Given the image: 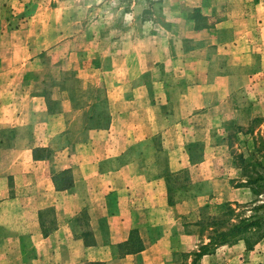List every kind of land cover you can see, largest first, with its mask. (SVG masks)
I'll return each mask as SVG.
<instances>
[{"label": "crops", "instance_id": "1", "mask_svg": "<svg viewBox=\"0 0 264 264\" xmlns=\"http://www.w3.org/2000/svg\"><path fill=\"white\" fill-rule=\"evenodd\" d=\"M251 1L186 0L191 3V8L186 9L199 8L207 17V24L195 29V22L180 20L181 24L191 23V27H182L179 36L192 40L195 48L187 52L181 67L164 60L167 66H174L181 79L163 82L157 101L144 102V85L135 82L140 72L135 68L137 64L105 69L104 72H112L105 73V84L98 83L104 89L111 121L105 128L84 125L86 119H97L98 115L95 111L89 114L71 95H64L61 110L67 126L63 131L49 132L50 106L42 82L22 79L24 74L20 76L21 68L16 64L9 69L0 66V74H6L0 82V130L17 132L13 143L0 139V264H85L87 258L91 259L92 251L99 248L116 250L115 254L110 251L108 258L98 259L105 264H166L172 260L166 254L172 256L178 248H187L191 236L184 232L182 220L193 210L187 209L188 202L169 204L167 177L155 137L160 133L170 134V126L165 123L171 120H202L209 115L219 118L220 111H234L232 95L237 87L233 82L236 77L222 72L246 70L251 77L255 54L251 48L256 40L260 41L258 52L264 54V3ZM241 47L244 60L237 56ZM135 50L138 57L140 51ZM121 69L124 73H120ZM255 73L262 74L264 69ZM97 100L89 102L95 104ZM85 134H101L105 138L98 143H77L72 138ZM180 142L183 147L179 149L185 152L170 161V170L195 168L197 184L207 183L214 194L221 192L224 188L219 185H228L229 179L221 178L215 167L220 145L207 147L205 157L192 164L185 142ZM45 148L52 155L66 152L53 161L56 164L53 173V162L42 150ZM133 150L137 153L124 161ZM65 170L69 171L72 184L62 185L65 180L59 177L57 185L55 177ZM231 198L234 197H228ZM158 201L166 207L168 221L153 218L163 215L161 209L155 208ZM26 202L33 208H27ZM54 208L63 209L62 223H58L60 212L55 211V226L47 215ZM82 212L87 215L89 227L80 229V233L75 221ZM13 215L18 226L11 224ZM157 226L163 228L159 235L154 232ZM136 230L143 249L117 252L124 244L133 245ZM176 232L180 237L178 242ZM28 240L32 243L33 257L28 255ZM162 248L171 249L163 258L159 252ZM164 258L167 259L163 261ZM210 258L213 257H203L202 264H207Z\"/></svg>", "mask_w": 264, "mask_h": 264}, {"label": "rangeland", "instance_id": "2", "mask_svg": "<svg viewBox=\"0 0 264 264\" xmlns=\"http://www.w3.org/2000/svg\"><path fill=\"white\" fill-rule=\"evenodd\" d=\"M255 1L259 0L251 3H256ZM189 5L191 3L186 0H0V66H7L9 69L16 64L21 68L20 76L22 72L24 74L22 79L42 82L41 88L44 89L50 106V118L47 119L49 132L63 131L67 126L61 110L64 95H71L81 108L86 107L89 114L95 111L98 115L97 119H86L84 125L87 123L89 128H105L111 121L104 89L98 84H105V73H112L104 72L105 69H110L113 65H119L120 68L123 64H137L138 67L135 68L140 72L136 74L135 82L137 85H144L145 103L158 100L163 82L173 83L181 79L173 69L174 66H167L164 61H173L177 67H181L187 52L195 48L192 40L179 36L181 28L191 27V23L179 22L186 19L195 22V29L207 24V17L200 9L189 11L186 9L191 8ZM258 44L260 41L256 40L251 48L257 55L252 56L254 63L251 77H248L249 72L246 70L222 72L236 77L233 80L237 86L232 95L233 112L220 111L219 118L209 115L202 120H171L165 123L170 126V134L160 133L155 137V146L160 153L158 157L163 162L162 170L167 177L169 204L188 202L187 209L193 210L182 220L184 232L191 236L187 248H178L172 256L165 255L171 249H159L162 258L165 255L172 259L166 264H202L205 256L213 257L207 264H264V238L252 249H247L245 242L239 240L215 246L214 250L201 256L198 262L196 259L201 246L210 241L211 231L201 233L197 222L201 223L209 215L218 216L221 210L217 205L227 202L233 203V206L239 204L242 215L249 217L256 214L253 208L264 200V193L258 194L261 190L258 186L260 183L246 184L233 191L239 181L248 178L253 180L259 176L261 170L255 167L256 160L264 162V73H255L264 69V54L258 52ZM136 48L140 51L138 57ZM153 50L156 52H152ZM241 53H244L243 47L239 49L237 56L244 60ZM158 58L159 61H156ZM120 73H124V69ZM5 78V73L0 74V82ZM96 99L95 104L89 102ZM28 133L30 135L31 130ZM72 138H76L77 143H98L105 137L101 134H85L77 137L73 135ZM0 139L5 143H13L17 140V132L13 129H1ZM182 140L192 164L205 157L207 147L214 143L220 145L215 167L221 178L229 179L228 185H219L224 188L221 192L214 194L207 183L197 184L195 168L189 166L181 170H170V161L185 152L179 149L183 147L180 142ZM171 145L177 148H171ZM42 150L52 162L66 155L64 151L52 155L48 148ZM134 152L136 150L127 153L124 161ZM55 165L54 162L51 165L52 173L56 170ZM67 172L64 177L70 178V173ZM228 197L234 198L230 200ZM26 206L31 208L32 205L26 202ZM155 208L161 209L160 213H163L153 217L156 221L169 220L166 207L161 206L160 201ZM55 209L47 212L53 226L57 225V211L60 212L58 223L63 222V209ZM16 223L17 217L13 215L11 224L14 227ZM75 227L80 233V229L89 227L85 213L79 215ZM162 230L157 226L154 232L159 235ZM174 236L178 242L179 233L176 232ZM133 241L135 244L132 247H137L141 241L138 230L134 233ZM31 245L28 240L29 257L34 255ZM128 248L131 247L120 246L117 252H127ZM110 251L116 253L115 248L93 250L89 256L91 259L87 258L85 264L102 262L98 259L108 258ZM165 259L167 258L162 260Z\"/></svg>", "mask_w": 264, "mask_h": 264}, {"label": "trees", "instance_id": "3", "mask_svg": "<svg viewBox=\"0 0 264 264\" xmlns=\"http://www.w3.org/2000/svg\"><path fill=\"white\" fill-rule=\"evenodd\" d=\"M243 159V157H241ZM255 167L258 168L260 174L257 178L251 180H241L236 185V187H242L246 184H255L260 183L259 189H261L258 194L264 193V162L256 160ZM68 170L62 171L57 174L55 177V182L58 185V178L65 180L62 185H69L72 182L68 179L69 177H64ZM68 180V181H67ZM62 182V181H61ZM221 210L218 216H208L206 219L197 222V225L200 226L201 233L209 232V242L201 246L199 254H196L197 262L206 253L214 250L215 246L235 243L239 240H243L246 244L247 249H252L259 241L264 238V200L259 205H256L253 210L256 212L255 215L249 217L243 216V211L239 209V204L233 206V203H224L217 205ZM244 208V206H243ZM224 209V210H223ZM244 210V209H243ZM262 210V212H260ZM200 223V225H199ZM135 231H133L134 236ZM134 242L133 245L134 246ZM122 246L131 247L128 248L127 252H138L143 249L141 241H139L137 247L130 246L129 243ZM95 264H105L104 262L95 263Z\"/></svg>", "mask_w": 264, "mask_h": 264}]
</instances>
